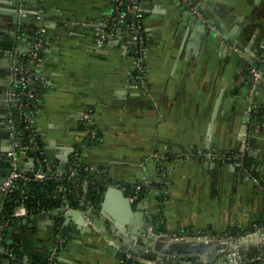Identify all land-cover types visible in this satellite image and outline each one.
<instances>
[{
  "label": "crops",
  "instance_id": "0c3cea01",
  "mask_svg": "<svg viewBox=\"0 0 264 264\" xmlns=\"http://www.w3.org/2000/svg\"><path fill=\"white\" fill-rule=\"evenodd\" d=\"M117 1H26L29 18L41 16L34 22L45 41L36 67L39 106L33 117L42 156L61 173L77 149L78 161L99 172L93 176L103 194L100 208H78L84 222L61 208L27 227H12L11 237L32 233L42 252L61 213L69 233L62 264H123L121 248L128 237L134 239L131 226L135 217L142 222L140 211L150 224L139 234L151 231L159 237L158 247L167 235L239 237L264 226V79L251 73L252 67L264 69V0H190L216 30L179 0H140L149 44L142 83L133 82L125 30L105 44L96 42V27L112 16ZM12 7L14 0H0V154L11 143L6 49L19 20ZM17 47L25 53L29 41L18 40ZM83 113L91 114L88 120ZM91 132H97L92 140ZM210 151H245L250 167L200 155ZM39 163L38 155L23 157L26 170ZM138 185V198L130 199L134 212L126 214L120 197L109 196V213L132 219L129 225L116 222L114 230L115 223L101 212L106 190L117 186L129 196ZM153 243L138 235L130 244L134 251L147 246L162 257L161 264H198L217 256L213 251L206 259L178 260L154 251ZM24 246L34 253L32 244Z\"/></svg>",
  "mask_w": 264,
  "mask_h": 264
},
{
  "label": "built area",
  "instance_id": "2783aa9c",
  "mask_svg": "<svg viewBox=\"0 0 264 264\" xmlns=\"http://www.w3.org/2000/svg\"><path fill=\"white\" fill-rule=\"evenodd\" d=\"M14 1L19 20L15 21L16 23L14 25V42L6 49V52L11 57V66L9 86L5 95L6 106L9 111L7 126L9 128L11 143L9 148L6 149L4 153L0 154V194H2L0 199L10 196V194H12L22 182L42 181L56 176L62 178L66 176H76L77 172L74 165L78 162V151L77 149H73V153L69 160L70 166L67 169L61 170V173L58 172L59 168H57L53 162H49L43 156H38L40 163L38 166H35V168L26 170L24 167L23 157L30 156L31 152L34 151H36V155H38L37 151H40L42 154L38 145V132H36V128L33 125V117L39 106V94L37 89L39 76L36 67L41 60V51L44 47L45 41L43 38V30L40 28L35 32L28 31L27 29L21 31L23 29L21 26L23 23H26L24 20L29 17L25 7L27 0ZM125 2L126 0L117 1L116 9L112 16L96 27L95 38L98 44H105L114 39L119 31L125 30L128 34L129 41L125 44L124 49L126 52L131 53L134 58L135 73L133 75V82L142 83L144 82V76L146 73L145 57L149 50V44L144 34L143 24L140 18V0H129V3H126L125 10L120 11V6L124 5ZM179 2L189 5L195 15L206 22L203 15L190 3V0H179ZM126 15H132L134 17L125 19ZM40 17V14H36L32 19H39ZM207 24L211 29L216 30L214 25L211 23ZM21 39L28 40L30 45L28 50L22 54L19 53L17 47V41ZM251 73L255 80L264 79V69L252 67ZM90 116V113H83L81 115L85 121L88 120ZM96 136L97 132L89 133V138L91 140ZM244 152L219 154L210 151L207 153H200V155L209 158L223 157L225 159L235 160L239 162L242 167L244 166L246 168L244 164ZM3 168H7L8 173L5 174ZM85 170L87 175H84V177L81 178L83 183H87L88 174L93 176L96 173H99L96 168L89 165H86ZM3 175L5 176V180L1 183ZM62 189L63 187L60 186L59 191ZM141 189V185H138L134 192L129 194L130 199H137L138 193ZM63 200L64 206L62 209L65 211L70 210L72 207L69 205V199L64 196ZM53 212H55V210ZM44 213L42 212L40 215ZM12 216L27 221L31 217V213L25 203L21 202L15 206ZM8 227L9 221L7 219L0 220V264L63 263L62 252L68 243L69 233L62 227L57 226L53 229L47 239V243H45L47 245L46 252L38 254H36L35 250L33 254L27 253L26 246H24L27 245V243H25L23 239L11 237ZM149 234L143 232L140 233L139 236L147 239V235L149 236ZM167 237L175 240L190 238V236L187 237L186 234L167 235ZM191 238H211L219 240L225 245H227V243L229 244L226 248L219 249L215 252L217 256L214 261H204L198 264H264V226L262 225L257 226L252 231L245 232L239 237L218 234L217 236L193 235ZM242 240L243 242H241ZM132 241L133 239L128 237L125 240V243L127 245ZM125 243L121 248V253L122 260H128L127 264L164 263L162 257L154 256L152 250L147 246L143 247V250H136V252L130 249L129 246H126ZM251 247L257 248V251L251 253ZM36 255L39 257H36ZM204 255V258L206 259L207 254Z\"/></svg>",
  "mask_w": 264,
  "mask_h": 264
},
{
  "label": "trees",
  "instance_id": "16d2710c",
  "mask_svg": "<svg viewBox=\"0 0 264 264\" xmlns=\"http://www.w3.org/2000/svg\"><path fill=\"white\" fill-rule=\"evenodd\" d=\"M126 3H129V0H126L125 4L120 6V11L125 10ZM132 17L134 16L126 15L125 19H129ZM140 18L142 20V16ZM36 20L37 19H32L29 17L25 19L24 22L26 23H23V25L21 26L23 28L21 31H25V29L31 32L37 31L39 28L34 22ZM9 46H11V40L8 43V47ZM37 139L39 148L40 150H42L44 147L43 143L40 141L39 135L37 136ZM31 155L33 157H36V151L31 152ZM247 160L244 159V164L249 168L250 165ZM69 166L70 164L68 163L66 165V169ZM85 167V163H83L82 161H78L74 165V168L77 172L76 176H66L63 178L56 176L42 181L38 180L22 182L19 187L12 194H10V196H6L3 199H0V220L7 219L9 221V232L12 227H27V225L33 223L42 212L51 213L54 210L61 209L64 206V196L69 199V205L72 208H79L84 210L88 207L100 208L103 192L100 189V184L98 182L99 180L98 178L88 174L87 184H84L81 178L84 177V175H87ZM60 186L63 187L61 191H59ZM133 192L134 189L132 188L131 193ZM141 196H143L142 192ZM21 202L25 203V205L29 209V212L31 213V217L27 221L24 219L14 218L12 216V212L15 206H17ZM62 218L63 217L61 213L55 216V225L53 229L59 226L66 231L68 230L65 226H63ZM20 238L23 239L22 237ZM44 245L45 247L43 248L44 250H42V252H46L47 250V245ZM37 247L38 244L33 243L31 249L33 251L35 250L36 254L42 253L41 251H37ZM256 251L257 248L251 247V253H255ZM36 257L39 256L36 255ZM127 261L128 260H124L123 264H127Z\"/></svg>",
  "mask_w": 264,
  "mask_h": 264
},
{
  "label": "water",
  "instance_id": "95a60500",
  "mask_svg": "<svg viewBox=\"0 0 264 264\" xmlns=\"http://www.w3.org/2000/svg\"><path fill=\"white\" fill-rule=\"evenodd\" d=\"M16 12V7H12L11 8V13ZM15 18V15H14ZM7 85V84H5ZM73 148H70V150ZM69 150V151H70ZM37 154L39 157H42V154L40 153V151H37ZM67 157V156H66ZM66 157L64 159H66ZM3 172L8 173V169L7 168H3ZM5 180V176L3 175L1 178V183ZM116 194L120 197V199L122 200V205L124 207V209L127 211L125 212L126 214L132 210V205L134 202H132L129 198V196L124 192V190H122L121 188L117 187V186H110L106 192H105V197L107 198L102 206V215L104 218H108L110 219V221H112L113 226L112 228L114 230H118V225L116 224V222H118L119 224H132V219L131 216L128 214L126 215V217L124 219L119 218L118 216L114 215V214H110L108 207H107V202L109 200V196ZM0 197H2V194H0ZM141 209L143 210V207H141ZM64 210V209H63ZM133 211V210H132ZM68 214L70 215H74V216H81L80 221L84 222V213L81 212L80 210L76 209V208H71L70 210L66 211ZM134 212V211H133ZM140 215H142V222H139L137 220H135V223L131 226V232H132V237L134 239H136L139 235V229L141 226H147L150 224V222L148 221H144L143 219V212L140 211ZM101 215V216H102ZM137 216V215H135ZM144 221V223H143ZM79 222V221H78ZM144 224V225H143ZM150 238L153 239L154 243H153V250L158 252L159 254H161L162 256H168V257H175L176 259L179 260V257H193V256H201L213 251H217L219 249L222 248H226L227 246H229V244L227 243V245H225L223 242L216 240V239H204V238H182V239H172V238H165L163 239V243L160 247H158V240L159 237L157 236H152L149 235ZM134 239L132 242H134ZM252 240V239H251ZM243 242V240L241 241ZM129 248L132 250H135V248L130 244Z\"/></svg>",
  "mask_w": 264,
  "mask_h": 264
},
{
  "label": "flooded vegetation",
  "instance_id": "af4514ba",
  "mask_svg": "<svg viewBox=\"0 0 264 264\" xmlns=\"http://www.w3.org/2000/svg\"><path fill=\"white\" fill-rule=\"evenodd\" d=\"M21 237L24 241H26V243L28 242L30 244H33L36 242L32 233H23Z\"/></svg>",
  "mask_w": 264,
  "mask_h": 264
},
{
  "label": "rangeland",
  "instance_id": "374dc122",
  "mask_svg": "<svg viewBox=\"0 0 264 264\" xmlns=\"http://www.w3.org/2000/svg\"><path fill=\"white\" fill-rule=\"evenodd\" d=\"M188 236H190V237H191V236H193V235H191V234H187V237H188Z\"/></svg>",
  "mask_w": 264,
  "mask_h": 264
}]
</instances>
